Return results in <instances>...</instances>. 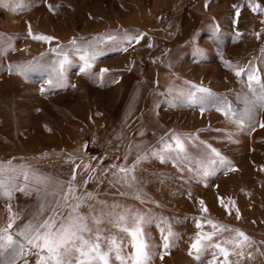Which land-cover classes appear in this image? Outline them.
Here are the masks:
<instances>
[{
	"label": "rangeland",
	"instance_id": "obj_1",
	"mask_svg": "<svg viewBox=\"0 0 264 264\" xmlns=\"http://www.w3.org/2000/svg\"><path fill=\"white\" fill-rule=\"evenodd\" d=\"M227 1H213L210 11L205 12L201 6L189 5L193 15L183 25L185 33L170 41L172 30L162 29V24L175 27L176 18L165 12L170 11L168 0H0V161L31 164L65 181L75 169L77 193L93 194L81 206L84 213L88 205L102 209L99 202L104 201L109 207L118 203L152 216L153 222L143 225L145 239L152 246L151 264H208L215 249L206 250L201 261L189 251L198 231L213 230L207 223L197 228L196 219L201 217L240 229L255 241L243 257L230 255L233 264H264V128L259 126L264 121V108L257 103L253 119L237 130L215 107L201 112L198 105L176 102L175 91H169L191 80L226 94L239 109L243 102L237 93L252 97L247 69L237 77L225 62L240 66L251 62L264 81L262 42L254 43L253 58L247 62L246 43L233 39L238 35L230 32L229 22L225 21L221 30L214 29L211 15L228 10ZM17 3L21 6L13 10ZM162 16L165 23L158 22ZM29 25L33 33L55 39H33L28 34ZM124 29L144 36L138 43L133 41L127 51L110 41L99 45L102 54L91 66L92 75L81 72L82 62L73 56L62 87L41 92V73L25 79L9 71V65L39 57L49 47L65 45L73 37L91 39ZM133 65L136 73L130 72ZM102 68L108 71L101 79L98 74ZM170 129L217 148L233 161V170L227 174L221 170L203 182L187 169L181 172L170 161L149 155L135 168L136 187L141 193L138 199L134 189L113 173L121 164L132 165L139 154L161 148L160 139ZM189 147L195 154L204 151L198 142ZM76 164H90L95 171L75 168ZM15 194L24 207L28 196L21 191ZM221 198L231 207L225 208ZM201 200L207 212L202 211ZM102 227L104 235H113L121 242L122 254L134 252L130 237L121 229L107 221ZM169 228L175 236L165 250L161 229L167 235ZM229 235L218 234L213 242ZM216 256L223 259L218 252ZM36 259L35 254L30 255L29 264H36ZM113 264L120 262L113 260Z\"/></svg>",
	"mask_w": 264,
	"mask_h": 264
},
{
	"label": "snow or ice",
	"instance_id": "obj_2",
	"mask_svg": "<svg viewBox=\"0 0 264 264\" xmlns=\"http://www.w3.org/2000/svg\"><path fill=\"white\" fill-rule=\"evenodd\" d=\"M5 6L9 5L5 4ZM20 6L19 3L15 4L13 10ZM49 7L54 6L50 4ZM252 9L253 11H264L259 4H252ZM28 34L37 41L51 42L55 39L43 33H33L30 25ZM143 36L142 32L134 35L124 29L115 34H97L91 39L81 37L78 40L73 37L65 45L57 44L49 47L45 52L40 53L39 57L9 65V71H15L25 79H29L32 73H41L43 86L40 91L44 92L46 89L65 85L73 56H78L79 61L82 62L81 72L92 75L91 66L97 56L102 54L99 45L110 41L113 46L127 51L133 41L138 43ZM8 47L12 45L9 43ZM46 57L50 58L46 60ZM225 63L226 66L233 68L237 77H241L247 69V86L252 97L237 93V98L243 102L242 108L237 109L228 100L226 94L214 92L203 84L191 80H185L180 87H170L169 91H175L176 102L189 106L198 105L201 112L209 106L215 107L237 126V130H241L253 119V109L257 103L260 108H264V81L259 76V70L251 62L245 66L233 65L230 61ZM107 71L108 69L102 68L98 74L99 77L102 79ZM259 126L264 128V121H261ZM197 142L204 148L200 154L190 151L189 144ZM160 143L161 148H153L139 154L132 165L121 164L118 166V172L113 173L114 176L119 174L121 181L134 189L138 199L141 198V193L136 187L134 172L137 164L149 155L161 161H170L181 172L187 169L203 182L221 170L224 174L233 170L232 160L206 141H199L196 136H182L170 129L168 134L161 137ZM126 161L127 156H125ZM114 167L117 166L114 165ZM75 168L95 171L90 164H76ZM76 175L74 169L70 174V179L65 181L43 173L31 164H14L12 159L0 161V198H8L11 201L16 191L27 195L35 190L40 200L38 210L32 213L27 222L17 223L21 213L16 212L10 214L5 225L0 226V264H29L28 257L33 254L37 256L36 264H113V260L119 261L120 264H151L152 246L145 239L143 225L152 223L153 217L139 209L134 210L131 206L125 207L118 203H113L109 207L104 201L99 202L104 205L102 209L97 210L93 205H88V212H82L81 206L93 194L77 193ZM49 197H55L54 204L48 199ZM220 203L225 208L231 207L230 204H224L223 198L220 199ZM200 204L202 211L207 212L208 209L203 200ZM65 209H67V215H64ZM45 210H47L46 214ZM238 216L239 209H237ZM105 221L121 229L130 237L134 252L127 255L122 254L121 242L113 235H104L105 229L102 225ZM204 223L211 225L213 230L196 233L189 251L194 252L197 261H201L202 254L211 248L216 251L208 264H233L229 258L231 254L238 258L243 257L245 249L255 243L240 229L219 225L217 221L204 217L196 219L198 229H201ZM164 231L161 229L163 247L167 250L172 246L170 238H173L175 234L171 228L168 229L167 235H163ZM225 232L230 235L221 242H213L214 237L218 234L223 236ZM216 252L223 257L222 260L217 258ZM160 255L162 258L163 253ZM247 255L251 257L252 253L248 252ZM201 264H203L202 261Z\"/></svg>",
	"mask_w": 264,
	"mask_h": 264
},
{
	"label": "crops",
	"instance_id": "obj_3",
	"mask_svg": "<svg viewBox=\"0 0 264 264\" xmlns=\"http://www.w3.org/2000/svg\"><path fill=\"white\" fill-rule=\"evenodd\" d=\"M213 1L215 4H218L215 2L216 0H168L167 4L170 11L167 10L165 12L170 13L171 19L174 17L176 18V21L174 23L175 27H166L163 24V27H161L162 29L169 28L172 30L171 32L173 34L170 41L178 37V35H183L185 33V28L183 27V25L185 23H188V20L191 19L190 16L193 15V12H191V10L188 8L189 5H197L198 7L201 6V9L205 12L206 10L210 11L211 2ZM227 3L229 8L228 10H224L211 15L213 16L212 22L215 25L214 29L221 30V25H225V21H228L230 32L238 35L233 37V39L238 38L242 41H245L246 43L245 56L247 62L250 61L248 59L253 58V48L254 43L256 42H262V45L259 48L262 49V54L264 55V11H253L252 9V4H259L262 8H264V0H251V2L250 0H228ZM162 18L163 16L160 17V20L158 21L159 23L160 21H162V23H165L163 22ZM237 30H242V32L237 33ZM182 38H184V36H182ZM130 72L136 73L134 65L130 67ZM27 196V204H24L26 207H22V202H18L15 193L13 194V198L11 199V201L8 198H0V206L1 209H3V212L0 211V226L6 224L10 214L12 213H21L19 220H17V223L27 222V220L31 218L32 213L38 210L40 200L35 190L31 191L29 194H27ZM48 199L52 204L55 203V197H49ZM46 213L47 210H45V214Z\"/></svg>",
	"mask_w": 264,
	"mask_h": 264
}]
</instances>
